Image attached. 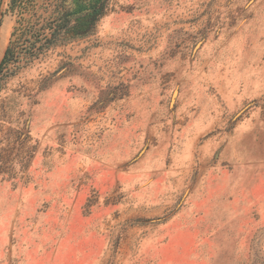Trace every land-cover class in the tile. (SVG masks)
I'll return each instance as SVG.
<instances>
[{"label": "rangeland", "instance_id": "1", "mask_svg": "<svg viewBox=\"0 0 264 264\" xmlns=\"http://www.w3.org/2000/svg\"><path fill=\"white\" fill-rule=\"evenodd\" d=\"M14 66L0 264H264V0H108Z\"/></svg>", "mask_w": 264, "mask_h": 264}, {"label": "trees", "instance_id": "2", "mask_svg": "<svg viewBox=\"0 0 264 264\" xmlns=\"http://www.w3.org/2000/svg\"><path fill=\"white\" fill-rule=\"evenodd\" d=\"M108 0H10L17 19L0 61V74L10 65L27 64L49 48L90 36L106 13ZM0 0V19L3 16Z\"/></svg>", "mask_w": 264, "mask_h": 264}]
</instances>
